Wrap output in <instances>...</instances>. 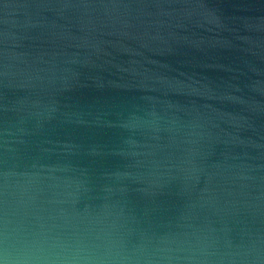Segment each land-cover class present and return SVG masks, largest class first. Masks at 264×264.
<instances>
[{"label":"water","instance_id":"water-1","mask_svg":"<svg viewBox=\"0 0 264 264\" xmlns=\"http://www.w3.org/2000/svg\"><path fill=\"white\" fill-rule=\"evenodd\" d=\"M0 264H264V0H0Z\"/></svg>","mask_w":264,"mask_h":264}]
</instances>
